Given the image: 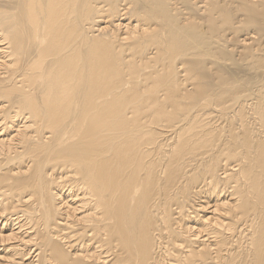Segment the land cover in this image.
Masks as SVG:
<instances>
[{"label": "bare ground", "instance_id": "1", "mask_svg": "<svg viewBox=\"0 0 264 264\" xmlns=\"http://www.w3.org/2000/svg\"><path fill=\"white\" fill-rule=\"evenodd\" d=\"M0 264H264V0H0Z\"/></svg>", "mask_w": 264, "mask_h": 264}]
</instances>
